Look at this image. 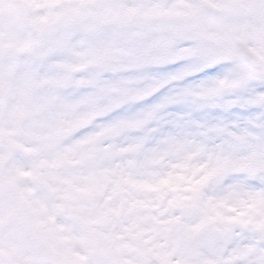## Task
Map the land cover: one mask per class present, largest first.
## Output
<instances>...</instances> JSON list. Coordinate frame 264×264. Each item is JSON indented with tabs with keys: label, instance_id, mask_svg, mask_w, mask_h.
<instances>
[{
	"label": "snow or ice",
	"instance_id": "snow-or-ice-1",
	"mask_svg": "<svg viewBox=\"0 0 264 264\" xmlns=\"http://www.w3.org/2000/svg\"><path fill=\"white\" fill-rule=\"evenodd\" d=\"M0 264H264V0H0Z\"/></svg>",
	"mask_w": 264,
	"mask_h": 264
},
{
	"label": "clouds",
	"instance_id": "clouds-1",
	"mask_svg": "<svg viewBox=\"0 0 264 264\" xmlns=\"http://www.w3.org/2000/svg\"><path fill=\"white\" fill-rule=\"evenodd\" d=\"M7 7V5H6ZM15 102V98L14 97H9L7 103L9 105L13 104ZM9 128L12 129V138L15 139L18 143L22 144L25 148H31L33 149L32 152L28 153V152H23L22 154L27 158L25 161H20L18 158H15V162L18 163H22V166L25 168V170H34V163H39L40 160L45 159V158H50L47 156V154L44 152V150L40 147V144L38 141H36L33 137V135L29 134V131L27 129V124L25 122L24 128L23 130H19L20 126L16 125V124H9L8 125ZM22 151V150H21ZM13 161H9L8 163H11ZM39 171L43 172L46 171V169H39ZM137 178H142L139 176L138 173H134ZM65 175H67L74 184L77 185H81L84 183V177L87 175L86 172H81L79 175H71L70 173H65ZM98 178L100 176V174H97ZM22 182V186L27 189L29 187H32V183L30 181V178H22L21 180ZM111 182H109V184L107 185L106 191H108L110 193V189H111ZM64 186H60V190H63ZM125 187H129L130 190V186H125ZM117 201L114 199L113 203H116ZM50 210H52L51 206H50ZM66 218H61L60 222H64ZM70 229L73 233L76 234L77 238L74 239L73 241V247L76 250H79V229L74 226V225H70Z\"/></svg>",
	"mask_w": 264,
	"mask_h": 264
}]
</instances>
